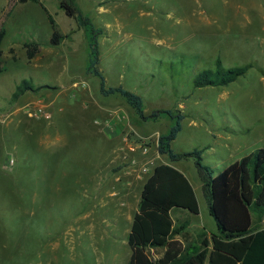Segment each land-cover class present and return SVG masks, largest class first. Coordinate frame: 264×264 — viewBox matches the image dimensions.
<instances>
[{"label": "rangeland", "instance_id": "374dc122", "mask_svg": "<svg viewBox=\"0 0 264 264\" xmlns=\"http://www.w3.org/2000/svg\"><path fill=\"white\" fill-rule=\"evenodd\" d=\"M72 1L104 30L106 86L142 96L147 115L184 116L175 153L202 150L216 176L264 147V0ZM53 23L66 36L57 46ZM1 30L0 221L40 225L24 230L26 240L0 230V264H130L144 185L166 164L185 172L201 207L200 216L172 209L176 226L190 227L198 242L218 233L195 158L171 162L158 152L173 120L143 122L122 97L100 93L85 31L59 0H0ZM218 59L225 69L252 68L227 86L195 88ZM254 224L264 228V219L254 215Z\"/></svg>", "mask_w": 264, "mask_h": 264}, {"label": "trees", "instance_id": "16d2710c", "mask_svg": "<svg viewBox=\"0 0 264 264\" xmlns=\"http://www.w3.org/2000/svg\"><path fill=\"white\" fill-rule=\"evenodd\" d=\"M29 1L18 0L24 4ZM60 8L85 31L89 61L87 70L100 79V93L120 96L143 122H156L163 117L173 120L169 130L158 140V152L171 162L195 158L204 191L207 195L210 215L214 218L218 233L209 239L203 236L194 242L189 232L177 227L171 211L174 208L199 211V204L191 182L178 169L158 166L144 185L142 198L134 215L128 236L131 249L130 264H264V228L254 224V215L264 219V147L256 149L227 166L214 176L209 166L202 163V150L178 154L172 144L182 130L184 116L179 111L156 110L145 113L142 96L122 86L107 87L103 73L98 69L99 39L104 30L82 13L72 0H59ZM51 45L57 46L66 37L53 23ZM5 30L0 31L1 45ZM28 58L33 59L38 45H26ZM252 65L225 69L220 59L215 67L199 73L194 79L195 88L224 87L245 76ZM180 236L181 239H178Z\"/></svg>", "mask_w": 264, "mask_h": 264}, {"label": "crops", "instance_id": "0c3cea01", "mask_svg": "<svg viewBox=\"0 0 264 264\" xmlns=\"http://www.w3.org/2000/svg\"><path fill=\"white\" fill-rule=\"evenodd\" d=\"M51 36H52V34H51ZM49 41H51V37H50V40ZM80 104V108L82 109V107L83 106H85V107H87L89 104H90V102H89V99L88 98H86V99H81V103H79ZM84 110V109H83ZM180 172H182L183 174H184V176L191 182V180L186 176V174H185V172L180 168V167H176ZM192 183V182H191ZM192 186H193V184H192ZM194 187V186H193ZM194 189H195V187H194ZM195 193H196V196H197V192H196V190H195ZM197 199H198V196H197ZM198 202H199V199H198ZM199 206H200V203H199ZM173 212L174 211H171V214H172V217H173V219H174V216H173ZM176 212L178 213V215L179 216H183V215H185V214H188L189 213V211H186L185 209H180V210H176ZM200 213H199V215L198 214H196V216H200V214H201V207H200V211H199ZM174 221H175V223H176V220L174 219ZM40 224H36V225H34L33 223H31V222H11V221H0V230L2 231V230H6V231H10V233H12V234H10L9 235V237H11V238H15L16 240H26L25 239V237L26 238H28L29 237V235L27 234V233H25V231L24 230H28V231H30V228H32V227H34V226H39ZM197 226L198 225H196L195 226V228H197ZM202 227H204V225L202 224L201 225ZM38 228H40V227H38ZM182 228H184V232H189L190 233V235H191V239H192V241H194V242H198V241H196V240H194L193 239V237H192V234H191V231H190V227H186L185 225H182ZM198 228H200L199 226H198ZM24 231V232H23ZM27 231V232H28ZM211 233H210V235H209V239L211 238ZM18 238H20V239H18ZM177 238L178 239H181V237L180 236H177ZM18 252V251H17ZM19 257V258H18ZM21 257V258H20ZM16 258H18V259H22V255H20V254H18V253H16ZM21 262V261H20Z\"/></svg>", "mask_w": 264, "mask_h": 264}, {"label": "built area", "instance_id": "2783aa9c", "mask_svg": "<svg viewBox=\"0 0 264 264\" xmlns=\"http://www.w3.org/2000/svg\"><path fill=\"white\" fill-rule=\"evenodd\" d=\"M39 113L46 114V113L43 111V109H40V110H39ZM46 118H50V115H49V114H46ZM14 163H15V160H14V159H10L8 165L13 166Z\"/></svg>", "mask_w": 264, "mask_h": 264}]
</instances>
